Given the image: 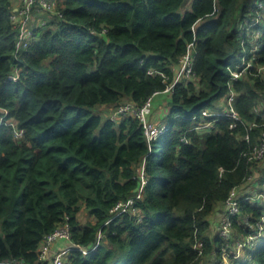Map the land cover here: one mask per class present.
<instances>
[{
  "label": "trees",
  "instance_id": "1",
  "mask_svg": "<svg viewBox=\"0 0 264 264\" xmlns=\"http://www.w3.org/2000/svg\"><path fill=\"white\" fill-rule=\"evenodd\" d=\"M50 1V22L19 46L13 1L0 0V262L39 264L45 236L69 225L71 241L99 246L73 251L67 264H220L228 243L236 252L238 241L259 233L264 214L263 199L245 200L264 192V159L248 154L264 134L257 70L234 81L240 121L196 128L212 120L200 111L218 109L226 94L228 66L243 48L241 22L258 0H193L190 10L188 0ZM193 26L194 79L154 96L174 82ZM257 31L255 62L264 65L263 11ZM151 97L149 118L156 121L159 106L168 125L151 143L136 116L95 113ZM141 188L127 211L117 209ZM233 190L240 213L225 240L216 232ZM82 210L93 219L82 223ZM257 243L243 264H264V240Z\"/></svg>",
  "mask_w": 264,
  "mask_h": 264
},
{
  "label": "built area",
  "instance_id": "2",
  "mask_svg": "<svg viewBox=\"0 0 264 264\" xmlns=\"http://www.w3.org/2000/svg\"><path fill=\"white\" fill-rule=\"evenodd\" d=\"M20 4L13 7L12 11V19L18 20L17 26L20 29V37H19V43L18 45H27L28 39L33 34V30L37 26L44 25L41 22V19L38 21V23L34 26H32V19H35L34 15H43L47 14L48 11H51L53 9V6L55 5V2H51L50 0H20ZM264 2L262 0H258L253 7L251 8V11L253 13V18L249 20L246 18L244 20V25H246L248 28L255 27L256 24L259 23L261 18V11L264 9ZM30 27H34L31 29ZM196 26H193V33H194V41L190 42L188 44L187 52L182 56L180 60V65L176 69V75L175 80L171 85H168L165 90L163 91H157L154 96H162L164 93H170L173 91L175 85L182 80L185 79H194L195 77V71H194V59H195V46H196ZM253 31V30H252ZM259 34V33H258ZM261 35V34H260ZM245 36V35H244ZM239 38L240 35H239ZM245 38V37H244ZM246 39V38H245ZM242 45H248L249 44V51L247 54H245L244 61L240 64H230L228 66V69L231 72L230 80L227 83L228 89L226 91V94L216 103L218 109H211V108H205L200 111V115L202 118L210 117L212 120L208 122L201 123L200 126H197L196 129H206L210 127H214V124L216 121L225 118L230 119L233 121H240L241 117L237 110L235 109V100H236V91L233 86L234 81L238 80L241 76L245 75L248 72H251V70L256 69V62L255 59H257L256 53L259 51V49L262 46V42L259 41H253V43L245 42L243 39H241ZM250 44H252L250 46ZM244 56V55H243ZM261 66L259 69H264V65ZM11 79H16V75H12L10 77ZM153 98H149L142 106H137L133 102H128L121 104L117 107V109L114 110L112 114V119L117 120L122 116L127 115H134L136 116L142 126L145 129L146 135L148 137L149 142L151 143L153 140H157L158 137L164 133L167 132V125L165 123H159L158 121H153L149 118V113L151 112L152 104H153ZM195 118V117H194ZM259 126L257 123H252L250 125V129ZM19 134H22L19 133ZM190 137L185 134L182 137L183 143H188ZM245 139L249 142L250 141V135L247 134L245 136ZM248 154L250 155V160H263L264 159V134L262 137V140L254 145V147L248 150ZM221 171L223 172L224 169L221 168ZM144 181V177H143ZM145 183V181H144ZM143 188L140 189V193L135 196L131 197L126 203H120L117 206V209L119 208L121 211H127L135 202V199H138L141 197V192ZM248 192L245 191L242 194H247ZM264 193V192H263ZM263 193L260 194V197L255 199V197H248L246 196L245 200L250 199L252 202H255L256 200H264ZM240 191L233 190L229 199L226 203V211L225 214H222L220 219V226H219V234L222 236L223 239H228L230 237L232 228H233V217L240 213ZM258 227H259V233L256 236H249L246 240V242L238 241L237 242V250L236 252H230L226 249L222 252V260H220V264H228V261L230 258L232 260L237 261L236 259H239L242 257V259L239 260L238 264H243V256H241V252L245 250L248 245L253 246L255 245L259 239L262 238L264 235V214L261 216V219L258 221ZM59 240H66L68 241L66 245H63L55 250H53V246L59 241ZM99 243L95 244L91 249H88L87 247H84L78 243H75L71 241V231L70 226L65 225L57 228L52 233L45 236V239L42 243V247L39 254V264H67V258L73 251H80L84 255H88L91 251H94L98 247ZM235 258V259H234ZM0 264H28L22 261H19L17 259L8 260L4 262H0ZM255 264V263H250Z\"/></svg>",
  "mask_w": 264,
  "mask_h": 264
},
{
  "label": "rangeland",
  "instance_id": "3",
  "mask_svg": "<svg viewBox=\"0 0 264 264\" xmlns=\"http://www.w3.org/2000/svg\"><path fill=\"white\" fill-rule=\"evenodd\" d=\"M99 3H101V4H105V5H109V6H111V7H116L118 4L117 3H109V2H107L106 0H99L98 1ZM192 2H193V0H188V3H187V5H186V9L188 10H190L191 9V6H192ZM19 3H18V1L16 2V5H18ZM263 12H264V10H262ZM261 11V12H262ZM35 16V19H32V21L31 22H33L32 23V26L34 25H36L37 23H38V21L41 19V22L40 23H42V24H44V23H47V22H50L49 21V19H48V16L46 15V14H43V15H34ZM245 20V19H244ZM52 21H55L54 20V18H52ZM241 27H240V31H239V35H240V37H241V39H243L246 43L247 42H249V43H253V41H256V39L259 37V35L260 34H258L259 32L257 31V35H254V33H253V29H254V27H250V28H248L246 25H244V21L243 22H241ZM31 29H33L34 27H30ZM244 35H247L249 38H251V35H253L254 36V39H252V40H250V41H247L245 38H244ZM247 52H250L249 51V46L248 45H243V48L241 49V51H240V53L236 56V58L235 59H233V61H232V64H237V65H240L243 61H244V57H245V54H247ZM244 55V56H243ZM241 62V63H240ZM263 66V65H262ZM261 66H259V64L258 63H256V70H257V73H253L252 72V74L253 75H255V76H260V78L261 79H263L264 80V69H262V70H260L259 68H260ZM166 96H168V94H166ZM264 107V106H263ZM115 109H117V106L116 105H114V104H108V105H103L102 107H98L97 109H96V111H95V113L96 114H102L103 115V117L106 119H112V114H113V112H114V110ZM165 110H166V113L168 114V112H169V106L167 105L166 106V108H165ZM0 115H1V112H0ZM0 121H3V119L0 117ZM167 123V122H166ZM167 129H168V125H167ZM208 130V128L207 129H203L202 130V134L204 133V132H206ZM161 136V135H160ZM257 177V176H256ZM251 178V177H250ZM252 184H254V181L251 183V185L249 186V190L251 189V191H249V194L250 193H252V188H254L253 187V185ZM264 187V186H263ZM257 191V190H256ZM262 192H261V190H259L258 192H257V196H256V198L255 199H257V198H259L260 197V194H261ZM262 195H264V193L262 194ZM93 218H92V216H90L85 210H82L80 213H79V220L82 222V223H87V222H89V221H91ZM264 232V231H263ZM219 236H220V234H219V232H216ZM100 238H102V234H99V239ZM226 240V239H225ZM264 240V236L261 238V239H259V241H258V243H257V245H260L261 244V242ZM230 246V243H228L226 246H225V249H226V247L227 246ZM255 248H251L250 250H248V252H251V251H253ZM245 255V250H243L242 252H241V256H244ZM235 259V258H234ZM240 259H242V257H240L239 259H236L237 261H235L234 262V260H232V258H230L229 259V261H228V264H238L239 263V260Z\"/></svg>",
  "mask_w": 264,
  "mask_h": 264
},
{
  "label": "crops",
  "instance_id": "4",
  "mask_svg": "<svg viewBox=\"0 0 264 264\" xmlns=\"http://www.w3.org/2000/svg\"><path fill=\"white\" fill-rule=\"evenodd\" d=\"M13 1V6H16V2L18 1V3L20 4V0H12ZM18 4V5H19ZM160 107L158 106V108H156V116H155V120L156 121H158L159 123H166V122H163L162 121V113H159V111H158V109H159ZM219 215V214H218ZM221 215L222 214H220L219 215V218L221 217ZM67 242L68 241H66V240H59L54 246H53V250H55V249H57V248H59V247H61V246H63V245H66L67 244ZM46 264H50V262L49 263H46Z\"/></svg>",
  "mask_w": 264,
  "mask_h": 264
},
{
  "label": "clouds",
  "instance_id": "5",
  "mask_svg": "<svg viewBox=\"0 0 264 264\" xmlns=\"http://www.w3.org/2000/svg\"><path fill=\"white\" fill-rule=\"evenodd\" d=\"M165 124L167 125V123H165ZM167 131H168V130H167ZM98 243H99V242H98ZM98 246H99V245H98ZM88 249H89V248H88ZM90 249H91V248H90ZM96 249H97V248H96ZM94 251H95V250H94ZM91 252H92V251H91ZM91 252H90V253H91ZM90 253H89V254H90Z\"/></svg>",
  "mask_w": 264,
  "mask_h": 264
}]
</instances>
